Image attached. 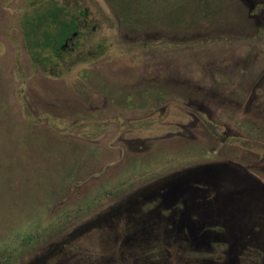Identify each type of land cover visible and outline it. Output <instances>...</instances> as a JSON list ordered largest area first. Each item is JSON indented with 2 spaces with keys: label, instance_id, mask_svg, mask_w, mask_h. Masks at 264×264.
<instances>
[{
  "label": "rangeland",
  "instance_id": "1",
  "mask_svg": "<svg viewBox=\"0 0 264 264\" xmlns=\"http://www.w3.org/2000/svg\"><path fill=\"white\" fill-rule=\"evenodd\" d=\"M49 6L80 33L44 66L24 30ZM221 161L233 206L201 235L225 242L181 251L151 204ZM156 236L157 264H264V0H0V264H130Z\"/></svg>",
  "mask_w": 264,
  "mask_h": 264
},
{
  "label": "flooded vegetation",
  "instance_id": "2",
  "mask_svg": "<svg viewBox=\"0 0 264 264\" xmlns=\"http://www.w3.org/2000/svg\"><path fill=\"white\" fill-rule=\"evenodd\" d=\"M85 15V11L81 14ZM79 27L78 33H74L70 38L66 39L60 46V51L62 53L66 52L70 49V47L74 46V40H76L79 36ZM61 53V54H62ZM60 54V55H61ZM59 55V56H60ZM238 110V109H237ZM233 113V112H232ZM187 114H189L195 121L196 128L202 127L205 128L207 134H209L210 141L206 142V145L210 144V148L213 149L217 147H225L227 151H229V146H235L238 142L237 139L234 137L229 136V128L225 127L223 124H217L216 122L206 119L201 113L196 110H190ZM245 114V113H243ZM206 145L204 147H206ZM239 147V145L237 146ZM240 148V147H239ZM202 149V148H201ZM200 149V151H201ZM203 150V149H202ZM199 151V153H200ZM210 152V151H209ZM211 153V152H210ZM215 162V159L210 160L208 163ZM201 163V162H200ZM189 167L181 168L180 171H191V170H198L196 172L197 177L194 180H189L188 182L181 183L179 180H175L174 186L178 184L179 186V193L175 194V188H171L168 184L167 187L162 191V198L161 201L158 200L155 204H151V206L158 211L159 207H163L162 216L163 219L162 223L165 226V234L164 236L170 237L173 233L174 241L183 244L181 251H184L187 248H190L194 252H199L201 249H204L206 246H209L210 243H223L225 242L221 239L219 234L216 232L212 233L210 238L209 236L203 237L201 235V229H211V227H224L218 226L221 221H218L215 217V212L220 211H227L233 204L229 202V187L225 186V181H220L213 176L215 170L220 169L222 167L229 168V162H217L214 165H218L217 168L214 170L201 173L202 169L196 168L199 163H190ZM193 165V166H191ZM207 171L206 169H204ZM179 171V172H180ZM175 173V172H173ZM195 174V173H193ZM213 176V177H211ZM210 179H213L212 181ZM217 180L219 185H216L214 180ZM231 183V182H230ZM232 184V183H231ZM233 185V184H232ZM218 191H220L223 195L224 199H218ZM227 192V195H226ZM176 196V197H175ZM223 203V204H221ZM226 206L228 208H226ZM189 208V210L185 211L187 215L182 216L184 212H182L185 208ZM230 210V209H229ZM214 216V217H213ZM160 222L158 219H152L149 221L152 225H157ZM178 230V232L176 231ZM176 235V237H175ZM132 238H134L132 236ZM167 239V238H166ZM134 239L130 240L131 249L135 252L138 250L139 245H148V241L151 243H155L157 241L156 237L147 238L145 241H133ZM185 244V245H184ZM75 242H69L65 244V246H61V248H65L68 246H75ZM69 249V248H68ZM138 252V251H137ZM135 252L140 258L144 259L141 261V264H157L150 260V258L155 257V253L142 251L139 253ZM134 253V254H135ZM199 254H202L201 252ZM133 255V254H132ZM138 256L134 255V257H129L130 264H138ZM120 261H122V257H119Z\"/></svg>",
  "mask_w": 264,
  "mask_h": 264
},
{
  "label": "trees",
  "instance_id": "3",
  "mask_svg": "<svg viewBox=\"0 0 264 264\" xmlns=\"http://www.w3.org/2000/svg\"><path fill=\"white\" fill-rule=\"evenodd\" d=\"M74 33H78L76 19L61 7L49 6L27 19L24 41L31 58L46 66L62 53L61 44Z\"/></svg>",
  "mask_w": 264,
  "mask_h": 264
},
{
  "label": "water",
  "instance_id": "4",
  "mask_svg": "<svg viewBox=\"0 0 264 264\" xmlns=\"http://www.w3.org/2000/svg\"><path fill=\"white\" fill-rule=\"evenodd\" d=\"M141 222H142V226H139L137 229H136V231H135V233L133 234V237L134 236H136V235H138L139 233V230L141 229V230H148V223H149V221H147V218L146 217H143V218H141ZM177 232H178V230H176ZM147 238H143L142 240H146Z\"/></svg>",
  "mask_w": 264,
  "mask_h": 264
}]
</instances>
